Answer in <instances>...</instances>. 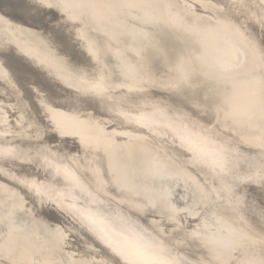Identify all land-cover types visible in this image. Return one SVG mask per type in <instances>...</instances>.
Masks as SVG:
<instances>
[{
  "label": "snow or ice",
  "instance_id": "snow-or-ice-1",
  "mask_svg": "<svg viewBox=\"0 0 264 264\" xmlns=\"http://www.w3.org/2000/svg\"><path fill=\"white\" fill-rule=\"evenodd\" d=\"M0 264H264V0H0Z\"/></svg>",
  "mask_w": 264,
  "mask_h": 264
}]
</instances>
